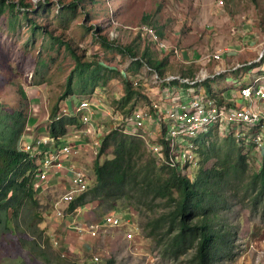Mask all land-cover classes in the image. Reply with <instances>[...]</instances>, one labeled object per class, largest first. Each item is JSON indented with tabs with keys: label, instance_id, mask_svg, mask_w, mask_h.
Segmentation results:
<instances>
[{
	"label": "rangeland",
	"instance_id": "obj_1",
	"mask_svg": "<svg viewBox=\"0 0 264 264\" xmlns=\"http://www.w3.org/2000/svg\"><path fill=\"white\" fill-rule=\"evenodd\" d=\"M8 1L16 4L23 1L30 4L28 18L52 34L49 36L41 33V30L33 34L29 23L23 18L20 5L14 12L19 20L13 28L10 26L11 16L8 11L0 16V105L6 110L17 108L25 112L27 127L21 141L25 139L31 142L36 137L47 135L51 123L50 113L55 105L60 104V108L67 98L65 104L71 108L81 97H88L87 94L91 92L89 87L86 89L88 91H81L76 84L75 61L64 43L71 46L81 61L101 62L104 65L100 70L108 79L104 82L99 81L98 90L104 89L103 95L108 106L129 112L149 103L141 97L137 101L132 100L121 106L120 102L125 95L123 84L125 76L122 72L139 80L136 87L149 100V97L155 95V89L144 83L150 73L145 70L146 60H141V65L135 64V59L139 60L146 53L164 62L163 74L193 76L202 67L212 72L217 65H221L220 62L212 61L210 58L212 54L218 50L236 48L235 43L238 40L241 42L244 37L251 40L253 45L257 46V50L236 55L239 59L234 54H228L226 56L229 60L227 59L224 65L228 68L231 67L228 65L230 63L233 65L236 62L255 60L264 41V0H224L222 6L218 0ZM73 1L80 2H77L72 13L70 10L67 11L69 16L62 18L56 16L60 10L58 4L67 6ZM40 3L43 4L42 10ZM67 17H71L69 18L71 20H66ZM146 24L160 29L163 39L188 53L187 56H191L192 60L202 61L185 65L171 49L158 50L137 33V28ZM97 29H100V33L110 43L130 48L136 58L131 57L129 52L121 53L118 49L103 46L95 36ZM54 37L61 40H55ZM211 61L213 67L208 65ZM254 66L262 67L264 64L260 62ZM255 68L252 70L255 71ZM250 71L249 66L241 72L227 71L213 82L229 83L239 88L250 84L252 79ZM243 72V77L237 78ZM73 73L72 94L63 97L68 77ZM206 83L212 85L210 82ZM206 83L204 87L207 86ZM195 89V86L189 87L190 91ZM221 96L223 97L221 93L219 96L216 95L218 99H221ZM98 120L104 124H109L110 121L109 117ZM241 128L236 126L230 128L229 132L234 136L235 131ZM242 129L244 137L241 142H244V151L249 153L251 170H258L262 150L257 147L251 149L249 145L255 131L246 125H243ZM153 131L154 129L150 128L148 132ZM152 136L156 138L157 134ZM225 137L226 133L214 129L208 137L207 144L211 145L215 141L222 143ZM178 141L189 144L194 139L180 137ZM195 143L199 147L200 142ZM147 153L152 154L148 147ZM111 157V147L101 156L90 150L84 152L83 162L93 168L94 159L100 158L102 162ZM214 161L212 158L207 166ZM69 162L73 163L70 160ZM188 173L193 175L192 170ZM91 177L90 188L95 183L94 175ZM63 191V187L55 182V185L45 192L36 193L37 204L27 203L17 221L11 218L8 221L9 229L0 230V264H90L94 256L100 257L99 264H189L192 252L178 258L165 255L164 246L156 244V240L145 232L148 219L165 212L163 207L155 208L149 216V212L143 209L137 210L133 205L119 202L116 209L123 215L131 214L128 215L131 218V227L125 225L109 228L106 232L99 233L97 237H92L86 230L79 232L74 226L72 228L70 218L58 219L51 215L49 211L51 203ZM86 204L88 210L82 211L77 220L88 226L110 211L107 206L98 205L97 202L88 201ZM222 214L225 222L230 224L233 238L228 255L219 258L216 264H264V213L235 203ZM4 215L5 212L1 214L3 219ZM132 225L137 226L141 233L140 238L129 243L126 240V233Z\"/></svg>",
	"mask_w": 264,
	"mask_h": 264
},
{
	"label": "trees",
	"instance_id": "obj_2",
	"mask_svg": "<svg viewBox=\"0 0 264 264\" xmlns=\"http://www.w3.org/2000/svg\"><path fill=\"white\" fill-rule=\"evenodd\" d=\"M77 2L80 1H73L67 6L58 4L60 10L56 16H69L67 11L72 13ZM18 5L33 34L41 30V33L52 35L28 18L30 4L0 0V16L8 11L12 28L19 20L14 13ZM40 5L42 10L43 4ZM69 18L71 17L65 19L71 20ZM157 30L162 36V31ZM95 36L103 46L118 49L121 53L129 52L131 57L136 58L130 48L110 43L100 33V29L96 30ZM54 39L61 40L59 37ZM64 44L75 61L76 84L81 91L89 87L92 93L99 81L108 79L100 70L104 65L101 62L81 61L71 46ZM143 57L135 59L136 66L142 64L141 60H146L160 74L164 73L163 61L154 59L147 53ZM74 73L68 77L63 97L72 94ZM123 84L125 95L120 102L121 106L141 97L150 103L130 79L124 77ZM207 87L210 90L209 85ZM59 105H55L50 113L49 134L54 138L65 134L70 127L80 126L79 119L74 116L54 120ZM26 127L27 117L22 109L6 110L0 105V230L9 229L8 221L11 218L17 221L27 203L37 204V192L33 187L37 164L20 148L21 136ZM214 129L217 128H211L199 138L200 144L196 149L199 163L190 169L193 175H189V170L184 173L159 162L155 155L147 153L143 139L125 135L118 130L108 132L102 140L98 155L101 156L111 147L112 157L102 162L100 158L94 160V185L78 197L69 209L91 201L105 205L110 210H117L119 202H124L137 210L149 212L151 216L155 208L163 207L165 212L148 219L145 232L156 240V244L164 246L165 255L178 258L192 252L189 264H216L219 258L228 255L233 238L230 224L225 222L222 213L235 203L264 213V150L259 157L258 170L252 171L249 153L243 149L244 142L238 141L232 133H227L222 143L215 141L211 145L207 144ZM249 145L251 149L256 147L252 141ZM212 158L215 161L207 166ZM158 201L162 203L158 204ZM3 212L4 219L1 216Z\"/></svg>",
	"mask_w": 264,
	"mask_h": 264
},
{
	"label": "built area",
	"instance_id": "obj_3",
	"mask_svg": "<svg viewBox=\"0 0 264 264\" xmlns=\"http://www.w3.org/2000/svg\"><path fill=\"white\" fill-rule=\"evenodd\" d=\"M222 6L224 0H218ZM141 38L146 39L158 50L167 51L171 49L173 54L183 61H191V56L184 57V51L171 45L160 36L155 26L146 24L137 28ZM252 43V45H249ZM262 48L257 52L255 60L236 63L231 67L217 65L211 72L208 68H200L193 76L166 73L160 74L155 68L146 64L145 70L149 73L146 85L155 89L154 97L150 98L149 105L137 107L129 112H123L115 106H108L105 102L103 91L98 87L88 97H81L79 102L69 108L65 101L60 106L54 120L63 117L74 116L80 120L81 126L70 127L68 131L59 137H52L49 133L34 138L33 141H20V148L29 154V159L37 164L33 178V187L37 193L45 192L55 182L61 185L64 191L55 197L51 203L50 211L53 217L58 219H71L72 228L77 231H88L92 237L106 232L109 228L130 226L131 218L116 210L105 213L103 218L88 226L77 221V217L85 210V205H78L70 210V205L90 189L91 175L90 167L80 165L76 159L80 156L82 145L87 137L95 136L93 141V152L98 155L102 146L104 136L112 131L138 137L144 140L148 150L157 157L162 164L176 168L177 171L190 170L198 165L199 157L196 152L198 148L195 141L200 136L216 127L221 132L229 133L230 128L246 125L253 129L251 141L256 147L264 150V66H254L256 63L264 64V41ZM257 50L251 40L243 38L241 51ZM188 55V53H187ZM223 51L218 50L212 54V60L220 62ZM202 60V59H201ZM251 67L252 79L250 84L237 88L239 95L245 100L247 106H228L218 104L213 98L202 94L201 84L207 80L215 79L227 71ZM257 67L253 71L252 69ZM136 87L139 80L128 75ZM141 78V77H140ZM104 86V85H103ZM195 86L194 91L189 87ZM263 104V106L261 105ZM98 117H109V124L99 122ZM158 123L160 132L154 138L147 130V125ZM236 130L234 136L238 141L243 140V129ZM192 138L194 141L186 144L178 141L179 138ZM167 152V153H166ZM73 161V163H70ZM131 227V226H130ZM137 226L126 233V240L132 243L140 238ZM100 257L94 256L90 264H99ZM86 264V263H84Z\"/></svg>",
	"mask_w": 264,
	"mask_h": 264
},
{
	"label": "crops",
	"instance_id": "obj_4",
	"mask_svg": "<svg viewBox=\"0 0 264 264\" xmlns=\"http://www.w3.org/2000/svg\"><path fill=\"white\" fill-rule=\"evenodd\" d=\"M243 46V38L241 39V42L238 40V42L237 43H235V46H236V48H232L231 50H225V51H223L224 53H223V55H222V60L220 61V66H223V67H225V65L224 64H226V60L228 59L229 60V58H227V56L226 55H228V54H234L235 55V57L237 58V59H239L238 58V56H236V55H241V53H243V51H241V47ZM184 57L186 58V57H189V56H187V53H184ZM179 58V57H178ZM182 62H183V64H185V65H190V64H192L193 62H199V60H201V59H199V60H192L191 59V61L190 62H188V61H183L181 58H179ZM202 61V60H201ZM212 61H214V60H212ZM212 61H211V63L210 64H208V65H210V67H213V63H212ZM234 62H236V61H234ZM233 62V63H234ZM236 63H239V62H236ZM236 63H234V64H236ZM243 63V62H242ZM231 64V65H230ZM230 64H228L229 66H232V63H230ZM233 64V65H234ZM250 67V66H249ZM256 69V68H255ZM234 71H243V68L242 69H236V70H233V71H230V72H234ZM256 71V70H255ZM191 72V71H190ZM123 73V76L126 74V72H122ZM166 74V73H165ZM222 75V74H221ZM221 75H219V76H221ZM243 75H244V72L243 73H241L240 75H238L237 76V78L239 77V76H241V77H243ZM219 76L218 77H216L215 79H212V80H207V81H205V82H203L202 84H201V92H202V94H205L206 96H208V97H210V98H213L218 104H225V105H228V106H237V105H239V106H247L248 105V103L245 101V100H243V98H241L240 97V95H239V92H238V90H237V87H235L233 84H217V83H215V82H213V81H215V80H217V78H219ZM206 82H210V84H212L211 86L208 84V83H206ZM204 83H206V85L208 86L209 85V89L210 90H208V87L206 86V87H204ZM222 83V82H221ZM229 86V87H228ZM226 88H229V89H226ZM226 89V90H225ZM222 94L223 95V97L221 96L220 98L221 99H218L217 97H216V95L217 96H219V94ZM91 94V93H90ZM90 94H87V96L88 95H90ZM149 95V94H148ZM150 96V95H149ZM151 98V97H150ZM224 100V101H223ZM146 105V104H145ZM98 118H101V117H98ZM105 118V117H104ZM100 120V119H99ZM80 121V120H79ZM80 126H81V123H80ZM148 127H147V130L149 131V129L151 128V129H154V131L153 132H151L153 135L154 134H158L159 132H160V126H159V124L158 123H156V122H154V124H149V125H147ZM79 127V126H78ZM78 127H76V128H78ZM218 129V128H217ZM219 131H220V129H219ZM221 132V131H220ZM221 133H225V132H221ZM226 135H227V133H226ZM32 137H33V135H32ZM32 137H29V138H32ZM105 137V136H104ZM96 137L95 136H89V137H87V141L86 142H84V144L82 145V151H81V154H80V156L76 159V161H77V163L78 164H80V165H86V163H84L83 161H85V159L83 158V155H84V152H88V151H90V150H93L92 149V146H93V141H94V139H95ZM23 139H24V137H23ZM25 140V139H24ZM95 160V159H94ZM94 163V162H93ZM87 167H89L88 165H86ZM93 166V165H92ZM91 170H92V167L90 168ZM62 187V186H61ZM95 203V202H94ZM85 206V209L86 210H88L87 208V204H84ZM83 206V205H82ZM50 211V210H49ZM85 211V210H84ZM110 211H112V210H110ZM117 211V210H116ZM87 212V211H86ZM50 213H51V211H50ZM52 215V214H51ZM125 215H127V214H125ZM102 218H103V216H102ZM78 222H80L81 220H77ZM82 223H84V222H82ZM141 247V246H140Z\"/></svg>",
	"mask_w": 264,
	"mask_h": 264
}]
</instances>
